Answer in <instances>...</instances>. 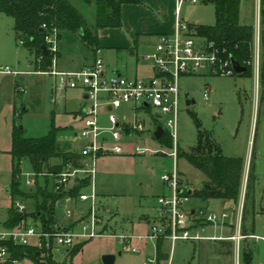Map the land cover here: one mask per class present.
<instances>
[{
	"label": "rangeland",
	"instance_id": "obj_1",
	"mask_svg": "<svg viewBox=\"0 0 264 264\" xmlns=\"http://www.w3.org/2000/svg\"><path fill=\"white\" fill-rule=\"evenodd\" d=\"M85 15L90 24L94 22V7H86L76 4ZM264 10V1L258 4L255 0H242L240 7V24L254 26L256 28L257 14ZM182 21L200 26L216 25V7L212 2L204 1L197 5L185 4L181 10ZM123 31L124 29H119ZM125 31V30H124ZM261 32L259 41V55L261 56ZM254 34L253 55H258ZM15 31V21L12 17L0 13V69L6 66L22 73L19 77L1 76L0 80L12 79L19 81L26 90L22 95L25 101L30 100V90L35 84H41L43 90L41 95L37 92L33 95V100L37 105L29 106V115L16 119V125L25 126V136L37 138L47 135L51 121L62 128L57 135L58 142H68L77 145L80 141V133L83 124L80 119L71 113L73 107L83 102V91L68 90L65 94L68 108L63 105V100L57 104L53 103V96L50 91L51 77H43L39 74L30 73L29 68L34 67L35 57L29 52L27 46L21 44ZM113 40H105L102 44L100 57L111 64L120 65L117 52L110 45ZM61 57L58 61V70L67 71L75 69L82 61L85 54L91 55L84 50L79 41L66 40L59 43ZM149 48L144 45L143 49ZM145 52V51H144ZM128 55V54H124ZM132 64L135 66V60ZM261 61V59H260ZM119 66V67H120ZM148 68V67H147ZM142 68L138 78L149 76L148 69ZM119 69H122L121 67ZM147 69V70H146ZM146 70V72H145ZM0 74H2L0 72ZM129 78H134L130 74ZM17 79V80H16ZM210 88V98L204 97L205 88ZM182 99L181 111L178 122V144L181 152H189L198 144L199 127L202 131L211 133L213 139L221 144L225 156H242L248 159L260 148L264 142V117L260 90L256 92L255 76H233L220 77L212 76L209 73H202L197 76L184 77L181 79ZM33 90V89H32ZM187 96L194 101L193 105L186 103ZM258 97V98H257ZM72 106V107H71ZM61 112H58V110ZM118 113V112H117ZM193 115L197 117L198 123ZM102 120L105 121L106 113L102 111ZM146 126L154 128L158 124L164 125V120L154 121L153 118L142 115ZM140 145L150 150L145 156H135L132 145H126V154L109 157L99 162L96 189L102 194V204L113 211L120 222L118 233L120 235L147 234L148 227L139 225L143 215H149L148 206L153 203V197L161 192L162 181L160 176L164 169H173V160L169 156L173 152V147L161 143L153 138H146ZM154 152V153H151ZM144 161L147 164L144 165ZM53 161H51L52 163ZM20 178L21 189L30 190L28 183L35 179V174L29 161H23ZM178 170L184 178L187 190L191 191L190 203L187 208L195 209L199 214V208L211 207L208 202L196 196V191L200 190L203 183L207 181L206 176L191 166L186 160L178 159ZM65 170L64 172H68ZM42 184V179H40ZM87 188L86 193H90ZM100 201V202H101ZM230 203V202H229ZM236 206V208H235ZM228 212L231 217L230 222L236 219L237 235L242 234L240 222L241 214L239 205L230 203L224 212ZM215 212L220 213L219 209ZM213 213V212H212ZM220 213L219 215H221ZM199 232V228H197ZM114 232V231H113ZM220 231L214 226H206L202 229V237L220 236ZM224 235L230 232L223 233ZM149 241H132V248H138L135 253L119 244L115 239H94L83 244V248L73 256H64L62 253L56 254V260L63 264H104V257L115 256L114 264H150L149 259H155L154 247L146 246ZM244 243V242H243ZM203 245H219V242H202ZM171 245L168 246V250ZM171 252V250H169ZM244 249L241 248L238 254L233 255V263L243 264ZM173 264H199V241L198 242H178L173 250Z\"/></svg>",
	"mask_w": 264,
	"mask_h": 264
},
{
	"label": "built area",
	"instance_id": "obj_2",
	"mask_svg": "<svg viewBox=\"0 0 264 264\" xmlns=\"http://www.w3.org/2000/svg\"><path fill=\"white\" fill-rule=\"evenodd\" d=\"M205 0H176L177 19L173 34H163L158 37L154 49L141 56L142 62L151 68V75L144 78H129L115 73L106 74L105 61L100 57L99 50L93 63L80 71L61 72L57 70L59 39L57 29L49 30L45 38L46 47L52 55V69L42 72L56 78L53 93V103L64 99L68 90L84 89L87 102L82 110L81 122L83 129L80 138L83 147L80 151V165L70 168L68 172L54 175V191L56 193L70 192L82 180L89 182L90 193L83 192L77 198L66 197L60 202L61 209L65 204L80 202L87 205L85 210L75 211L67 206L64 208V218L43 228L28 221H23L16 229L0 230V264H28L27 260L13 258L9 243L20 247H34L43 255H53L69 252L77 245L94 239H115L124 247L138 253V248H132V241H167L171 244V257L178 242H198L205 239L217 240L223 238H206L199 235L197 221H203L215 226L224 225L230 218L228 212L221 215L212 213L199 219L196 210L187 208L191 194L182 182L178 170V122L181 111V79L209 73L212 76H235L231 59L225 56L214 41L200 37L197 31L180 19L183 6L187 3L197 5ZM260 4L264 0H255ZM261 29V13L257 14L255 28L258 55L253 57V68L256 76H260L259 41ZM23 44V42H21ZM42 61V57L39 58ZM3 74L18 73L10 67L1 71ZM210 88L206 87L204 97L210 98ZM130 111L128 117L122 114L124 109ZM104 111L108 125L102 124L101 113ZM118 112V113H117ZM123 117L121 118V116ZM142 115H147L154 121L164 120V125L158 126L168 132L173 140V152L169 155L173 160V169L166 170L161 180L166 193L159 196L154 208V224L145 235H119L108 230L110 224L109 212L99 202L96 189L98 165L102 157L108 155L126 154V145L133 146V154L143 157L150 152L136 140L138 134L146 132ZM154 136V135H153ZM154 153V152H151ZM82 175V178L79 177ZM52 176V175H51ZM28 186L36 187V180H30ZM20 213L28 211L27 206L16 202ZM239 241L240 236L234 237ZM170 257V259H171ZM171 261V260H170ZM169 261V264H170ZM150 264H159L158 257L149 259Z\"/></svg>",
	"mask_w": 264,
	"mask_h": 264
},
{
	"label": "trees",
	"instance_id": "obj_3",
	"mask_svg": "<svg viewBox=\"0 0 264 264\" xmlns=\"http://www.w3.org/2000/svg\"><path fill=\"white\" fill-rule=\"evenodd\" d=\"M212 2L216 7V25L191 26L200 37L214 41L228 59H234L241 66L247 68V73L241 75L252 77L254 74L253 46L254 26L240 24V7L242 0H205ZM76 4L94 7V22L90 24ZM125 4H143V0H0V13L10 16L15 21V31L29 52L35 57L36 71L49 72L52 69V55L44 54L42 47L46 45L45 38L49 30L57 29L59 43L71 40L79 41L84 49L96 58L101 50L99 32L107 28H122V6ZM261 56H260V87L264 95V10L261 12ZM59 54V53H58ZM42 61L39 62V58ZM237 76V75H235ZM198 123L197 117L193 115ZM199 127L197 146L189 152L178 149V159L186 160L191 166L202 172L207 181L196 191V196L205 202L211 200L230 202L237 205L239 202L244 161L241 158H227L224 156L221 145L213 139L211 133L202 131ZM60 129L51 123L47 135L38 138L25 136V130L15 125L12 133V173L13 180L10 186L11 207L9 218L4 223L5 229H16L23 221L41 225L49 229L60 220V202L66 197L77 198L88 188L89 182L82 180L70 192L56 193L54 191V175L67 170L66 164L71 162L72 168L80 165L81 157L74 154H63L57 141ZM173 147V140L166 131L159 141ZM53 159L64 161L63 165L51 166ZM29 161L35 174L36 187L24 191L21 189L20 169L23 161ZM52 175V176H51ZM42 179V184L40 183ZM192 194V193H191ZM250 195V187L247 197ZM24 203L28 211L20 213L16 202ZM32 207V212H29ZM199 220L197 228H199ZM161 242V241H159ZM85 243V242H84ZM81 243L75 246L68 254L73 256L82 248ZM13 258L27 260L28 264H63L53 255H43L34 247H20L8 244ZM247 263L251 254L245 258ZM162 257L159 256L158 261Z\"/></svg>",
	"mask_w": 264,
	"mask_h": 264
},
{
	"label": "crops",
	"instance_id": "obj_4",
	"mask_svg": "<svg viewBox=\"0 0 264 264\" xmlns=\"http://www.w3.org/2000/svg\"><path fill=\"white\" fill-rule=\"evenodd\" d=\"M176 0H143V4H125L122 6V29L123 31L116 28H107L101 30L99 32V40L101 48L104 44L105 40H113L110 45L117 52V57L120 59V65H111L106 59V74L113 75L115 73H119L130 77V74H134V78H138L139 73L142 71L143 67H148V75H151L150 66L146 65L141 60V56L144 53L150 52L154 49L158 37L163 34H173L175 31V24L177 19V11H176ZM180 19L181 13H180ZM255 28V27H254ZM121 29V28H120ZM149 45V48L145 50L143 49L144 45ZM84 49V48H83ZM85 50V49H84ZM145 51V52H144ZM128 54V55H124ZM101 55V52H100ZM61 57V48L59 49L58 60H57V70H58V61ZM135 60V66L132 64ZM95 60L93 55H86L80 62L78 63L75 69L61 71V72H74L80 71L88 67ZM36 64V63H35ZM34 67L36 69V66ZM122 69H119L120 67ZM8 67V66H6ZM5 68V67H4ZM11 68V67H10ZM31 68V67H30ZM29 68V71H30ZM3 68L0 69V71ZM12 69V68H11ZM146 69V70H147ZM13 70V69H12ZM145 70V72H146ZM17 72V75L14 74H0L1 76H11V77H19L22 75L21 72L14 70ZM60 71V70H58ZM36 72V71H35ZM34 72V73H35ZM30 73H32L30 71ZM147 73V72H146ZM37 74L43 77H51L53 78V82L50 84V91L53 96L54 93V85L56 82V78L51 75L43 74L42 72H37ZM255 76L256 81V92L260 90L259 99L262 104V113L264 117V95L262 93L260 87V76H256L255 72L253 74ZM148 77V76H147ZM17 80V79H16ZM33 89V90H32ZM29 92L30 100L25 101L21 98L22 95L26 94V88L21 85L19 81H14L12 79L0 80V230L4 229V223L7 222L9 218V209L11 207V195H10V186L13 180L12 173V133L14 126L16 125L17 118H23L29 115V109L32 105H37L33 100V95L37 92L42 96L41 90H43V86L41 84H35ZM83 91V102L79 103L78 106L73 107L71 113L77 116L81 121L82 110L87 102V93L84 89H78ZM66 94V93H65ZM64 94V99H62L63 105L68 108V104L66 103V98ZM258 98V97H257ZM188 105V99L186 100ZM30 106V108H29ZM189 106V105H188ZM72 107V106H71ZM129 109L126 108L122 111V114H129ZM58 112H61L59 109ZM123 115L121 116V118ZM128 117V115H127ZM104 126H107L108 119L106 117L105 121L101 120ZM52 123V121H51ZM50 123V127H51ZM55 125V124H54ZM146 125V122H145ZM153 123L151 122L150 126H146V132L143 134H138L136 140L139 143L146 138L155 139L154 128L152 127ZM18 126V125H17ZM49 127V130H50ZM60 129L59 132L62 131L60 126H56ZM25 130V126L21 127ZM49 132V131H48ZM38 138V137H37ZM60 145V149L63 154H74L80 157V151L83 147V141L80 138V141L77 145L68 143V142H58ZM220 144V143H219ZM221 145V144H220ZM222 147V146H221ZM223 151V149H222ZM224 154V153H223ZM117 155H108L104 156L100 159V161L109 158L115 157ZM119 156V155H118ZM225 156V155H224ZM227 158H241L244 161V170H243V180L241 186V192L239 197V205L240 214H241V222L240 227L242 234L237 235L236 232V219L233 220V223L226 221L224 225H212L201 221L199 224V235H201L202 229L206 226H214L220 231V236H207L206 238H223L217 240L205 239L199 241V264H231L233 263L234 253H237V262H238V254L239 250L243 248L245 251L243 253L242 259L243 264H264V142L260 144V148L254 153L252 156L249 155L248 159L242 156H226ZM51 166H60L64 164V161L60 159H53ZM99 161V162H100ZM147 164V161H144V165ZM67 170L73 167L71 162L66 164ZM169 169H164L162 174ZM161 174V176H162ZM160 176V179H161ZM82 178V175H79ZM183 185L186 187L184 183V178L181 176ZM162 181V180H161ZM204 184V183H203ZM203 187V186H202ZM250 187V195L247 197V192ZM30 189H32L30 187ZM190 194L191 191H188ZM98 193V192H97ZM166 193L165 185L162 182V189L159 194L153 197V203L148 206V210H150L149 215H143V217L139 221V225H145L148 227V231H150L152 225L154 224V208L156 206V200L159 196ZM99 202L101 201L102 194H99ZM100 204L109 212V220L110 224L108 225V230L119 234L118 230L121 227L120 222L117 221V217L113 211L106 208L102 201ZM230 203L211 200L208 202V206L211 207L212 211L210 212L207 208H199V219L204 217L205 215L216 213L215 209H219L220 213L225 211L226 207H228ZM71 207L75 211L85 210L87 205L80 202L68 203L63 206L59 213V218H64V208ZM236 208V206H235ZM195 210V209H193ZM32 212V207H29V212ZM227 212V211H226ZM218 213V214H220ZM217 214V213H216ZM231 217V215H230ZM230 232V234L224 235L223 233ZM120 235V234H119ZM124 235V234H123ZM140 234H133L131 236H139ZM202 236V235H201ZM240 236V240L237 241L234 237ZM219 242V245H203L202 242ZM244 242V243H243ZM154 247V252L159 259V256L162 257V260L159 261V264H173L171 257V252L168 250V246L171 245L167 241L161 242H147L146 246ZM131 250V247H127ZM64 254V253H63ZM251 254V260L249 263L246 261V256ZM171 257V259H170ZM236 262V264H237Z\"/></svg>",
	"mask_w": 264,
	"mask_h": 264
},
{
	"label": "water",
	"instance_id": "obj_5",
	"mask_svg": "<svg viewBox=\"0 0 264 264\" xmlns=\"http://www.w3.org/2000/svg\"><path fill=\"white\" fill-rule=\"evenodd\" d=\"M42 50H43V52H44V54H45L46 56L49 54L46 45H44V46L42 47ZM231 63H232V67H233V69H234V72H235V74H236L237 76H241V75L247 73V71H248L247 68L241 66V65H240L237 61H235L234 59L231 60ZM30 71H31L32 73H34V72L36 71L35 67H31V68H30ZM187 99H188V105H189V106L194 104V101L191 100L188 96H187ZM164 133H165L164 129H163L161 126H158L156 132L154 133L155 139H156L157 141H160L161 138L163 137ZM114 263H115V256H113V255H107V256L104 257V264H114Z\"/></svg>",
	"mask_w": 264,
	"mask_h": 264
}]
</instances>
